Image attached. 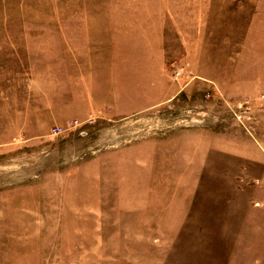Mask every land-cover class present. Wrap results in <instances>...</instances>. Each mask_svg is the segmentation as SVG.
Listing matches in <instances>:
<instances>
[{
	"label": "rangeland",
	"instance_id": "rangeland-1",
	"mask_svg": "<svg viewBox=\"0 0 264 264\" xmlns=\"http://www.w3.org/2000/svg\"><path fill=\"white\" fill-rule=\"evenodd\" d=\"M0 264H264V0H0Z\"/></svg>",
	"mask_w": 264,
	"mask_h": 264
},
{
	"label": "built area",
	"instance_id": "built-area-1",
	"mask_svg": "<svg viewBox=\"0 0 264 264\" xmlns=\"http://www.w3.org/2000/svg\"><path fill=\"white\" fill-rule=\"evenodd\" d=\"M56 129H57V130H54L55 133H57V131H58V128H56Z\"/></svg>",
	"mask_w": 264,
	"mask_h": 264
}]
</instances>
